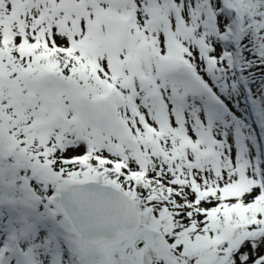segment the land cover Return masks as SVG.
Here are the masks:
<instances>
[{
    "label": "rangeland",
    "instance_id": "374dc122",
    "mask_svg": "<svg viewBox=\"0 0 264 264\" xmlns=\"http://www.w3.org/2000/svg\"><path fill=\"white\" fill-rule=\"evenodd\" d=\"M263 2L0 0V72L26 85L15 102L40 94L45 105L0 106V159L10 165L0 163V178L20 181L0 204V264H140L141 249L150 264H264L255 230L264 221V98L247 89L239 60L240 33L249 36ZM25 117L37 141L50 137L48 166L15 146L23 127L11 121ZM128 162L136 170L122 173L148 192H125L142 225L89 245L59 207L56 183L117 187ZM64 165L77 178L63 179ZM244 196L252 202L233 203ZM38 203L51 208L27 224Z\"/></svg>",
    "mask_w": 264,
    "mask_h": 264
},
{
    "label": "trees",
    "instance_id": "16d2710c",
    "mask_svg": "<svg viewBox=\"0 0 264 264\" xmlns=\"http://www.w3.org/2000/svg\"><path fill=\"white\" fill-rule=\"evenodd\" d=\"M223 12L227 13V11H223ZM255 12L258 13L259 18L260 17H262V18L255 20V24L251 28L252 31L248 33L249 36L246 35L247 31H241V33H240L241 38H240L239 45H241L245 51L243 50L244 53L239 54V60L241 61L242 67L244 69H248L247 74L249 76L248 78L250 79L249 80L250 85L247 89H249L250 91L253 92V96H255L257 98L258 97L264 98V48L261 46V44L264 42L257 43L256 41H254L255 40L254 39L255 33H257V34H255L256 37L258 34H264V4L262 7H259L258 9H256ZM259 13L262 16H260ZM257 44H259L258 50L256 49ZM0 75L2 76V77H0V87L2 88L1 89L2 91L0 90V106H7V107L8 106H10V107H12V106H45L44 102L42 101L43 98L41 97L40 94L35 96V97H38L37 100H35L34 97L30 98V96H29V98L28 97L27 98H19L18 102H15V99H12V97H14V98L17 97V96H15L17 93L16 91L17 90L22 91V89L25 90L24 88H27L26 85L20 80V78L17 75V72L12 71V70L10 72V69H7V72H5V71L0 72ZM90 81H92V80H90ZM24 92L26 93V91H24ZM7 109H9V107ZM11 122H12L11 124H13V126H15V129H17L19 127L22 128L26 123H28V117H25L23 119L13 120ZM9 130H10V128L7 127V131H9ZM31 132L32 133L35 132V127H31V126L29 127V125H27V127H23L22 130H20L18 132V136L16 137V141H15L16 142L15 146L17 145L19 148H21L22 146H25L26 152H28V155H26V154H24V155L32 157V162L35 163L36 167L41 166V163H43L45 166H48L49 164H46V161H47V159L50 160V157L52 155V151L49 149L50 145L46 144L45 140L50 138V137H48V136H46V138L42 137V140L40 143L39 141H37V137H38L37 134H36L37 137H34V135H32ZM56 134H57V132H56ZM48 141H51V140L48 139ZM44 153H46V154L44 155ZM146 153H147V151H146ZM146 159L148 160V158H146ZM0 163L7 165L8 171H9L10 165L8 164V162L6 160L0 159ZM60 163L62 164L64 162L61 161V162H59L58 165H55V166H53V163H52V166H53V167L51 166L52 168L49 167L47 169L45 168L44 170L51 173L52 171H54V169L59 167ZM131 164H132V162H128L127 164H125V166L123 168L118 170L120 172V174L122 175L121 177L123 179L116 182L115 186L120 188L122 191L129 193L130 195H131V193H133L132 191L137 189L139 194H140V192L142 193L141 198L143 195L148 196L147 195L148 192H144L143 187H141L142 190L140 189V187H138V185L136 184L137 181L130 180L128 173L131 170H133V171L136 170V167H133L132 166L133 164L132 165ZM148 165H149V162H148ZM64 166L67 168L68 171H64V175L65 174L66 175L63 177V179H68V180L75 179L76 176H74L72 174H71L72 176H69V174L67 173V172H70V169L68 168V166L67 165H64ZM153 167L156 168V164H154ZM27 169L28 168H26V170ZM123 170L124 171L127 170L128 173L126 175H124L122 173ZM27 173L32 174L33 178L35 179L36 182H39V183L41 182V180H39L38 177L35 175L36 173L34 170H30V168H29L27 170ZM147 177H149V179L152 180L153 182H157V183H163L164 179L166 178V176L163 175L162 176L163 179H161V178H159V175H157L155 173L151 174L149 171H148ZM10 178H11V176L10 177L3 176L0 178V182L2 179L5 180V182L2 185L0 184V202L4 201V199H9V195H11L13 193V190L16 189V186H18L19 185L18 183H20L19 179H16L17 184L14 182L13 185L15 184L16 186H13L9 183ZM170 181H175V180H173V178H171ZM101 182H105V181H101ZM175 184L179 185L180 182L175 183ZM172 186L174 188L176 187V185H172ZM169 187H171V186H169ZM190 188H192V187L190 186ZM186 190H188V189H186ZM189 192H191L190 189H189ZM177 194L179 197H182L181 200H184L187 198V196L183 192H181V190H180V192L177 191ZM35 197L38 198V196H35ZM244 198H246V201L242 199L239 201H234L233 203L238 202L240 204L246 205V204L252 202V200L249 201L250 199H248L247 196H244ZM201 205H206V204L201 202ZM36 207L33 205L31 207V209L28 210V212H26L25 222L27 224H29L30 222L31 223L34 222V219H31V217H33V216L38 215L42 220L43 216L46 215V212L48 211V209L51 208L50 206H48V208L44 210L42 203H38V205H36ZM147 208H151V210L153 209L152 205H150V204L146 205L144 207V209H146V210H147ZM262 221L263 220H258V223H257L258 228L255 229L256 231H258V233H257L258 235L263 234V232H264V221L263 222ZM259 222H261V223H259ZM56 223L57 222H55V225H56ZM156 236L158 238L170 240V237L167 238V236L164 234L156 233ZM16 239H18V236H16ZM178 239H180V238H178ZM177 255H182V254L177 253ZM176 258H177V256H176ZM85 259L86 258H83L81 264H86ZM117 259L119 261L123 260L118 255H117Z\"/></svg>",
    "mask_w": 264,
    "mask_h": 264
},
{
    "label": "water",
    "instance_id": "95a60500",
    "mask_svg": "<svg viewBox=\"0 0 264 264\" xmlns=\"http://www.w3.org/2000/svg\"><path fill=\"white\" fill-rule=\"evenodd\" d=\"M58 205L79 239L89 245L113 241L142 225L136 202L117 187L92 180L57 181ZM140 264H150L145 249Z\"/></svg>",
    "mask_w": 264,
    "mask_h": 264
}]
</instances>
